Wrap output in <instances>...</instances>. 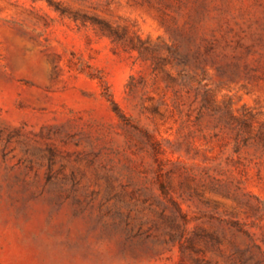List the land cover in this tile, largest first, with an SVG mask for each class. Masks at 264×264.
<instances>
[{"label":"rangeland","instance_id":"obj_1","mask_svg":"<svg viewBox=\"0 0 264 264\" xmlns=\"http://www.w3.org/2000/svg\"><path fill=\"white\" fill-rule=\"evenodd\" d=\"M0 264H264V0H0Z\"/></svg>","mask_w":264,"mask_h":264},{"label":"trees","instance_id":"obj_2","mask_svg":"<svg viewBox=\"0 0 264 264\" xmlns=\"http://www.w3.org/2000/svg\"><path fill=\"white\" fill-rule=\"evenodd\" d=\"M111 32V34H114V33H112V31H110Z\"/></svg>","mask_w":264,"mask_h":264}]
</instances>
